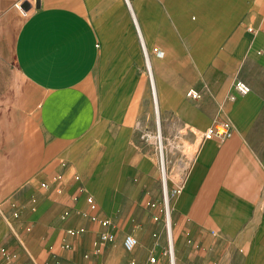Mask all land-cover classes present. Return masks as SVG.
<instances>
[{
    "label": "crops",
    "instance_id": "0c3cea01",
    "mask_svg": "<svg viewBox=\"0 0 264 264\" xmlns=\"http://www.w3.org/2000/svg\"><path fill=\"white\" fill-rule=\"evenodd\" d=\"M10 64L36 94L7 103L0 82V264H168L148 217L128 226L140 256H125L118 216L116 240L100 244L104 216L73 180L75 164L96 168L73 147L100 122L101 193L124 192V176L106 180L112 161L146 171L131 202L153 188L158 159L136 129L152 118L153 80L158 138L178 140L187 166L172 199L177 264H264V0H0V76ZM238 80L251 92L231 99ZM217 124L231 136L205 139ZM116 130L134 152L125 161Z\"/></svg>",
    "mask_w": 264,
    "mask_h": 264
},
{
    "label": "rangeland",
    "instance_id": "374dc122",
    "mask_svg": "<svg viewBox=\"0 0 264 264\" xmlns=\"http://www.w3.org/2000/svg\"><path fill=\"white\" fill-rule=\"evenodd\" d=\"M154 52L156 55L162 54L158 48H155ZM94 80H96V75H93V77L89 81L91 82ZM2 81L3 85L7 87L6 90L3 92L2 99L7 103L28 105L29 98L36 94V91L24 81V79L19 74L13 64H10L9 67L5 69L4 73L0 76V82ZM151 115L152 118L150 117V119H148V128H145V115L142 117L143 123L138 124L136 128L139 132V135L144 137V139H139V141L143 143L148 142L153 144L155 150L154 153L157 157L155 158L158 159L159 170L157 172V178L153 180V188L151 190H149L147 193H144L143 196L139 194L142 197H140L138 200L133 199V201L131 202L130 196L132 195L133 189L135 188L136 184L141 181L147 180V178L141 176V174L143 173L146 174V171L139 172L138 170L132 169L133 167L131 166L125 167L121 165H119L117 170L114 171V162L112 161L109 164L111 169L109 168V166L107 167V169L109 170L106 171V174L109 177H106V180L113 184V186L114 184H116L117 186L119 184L118 181L120 182V179L124 176L125 182L122 188L124 192L120 193V188H117L115 191H113L114 188L109 187L108 189L111 190L110 194L101 193V190L104 186V175L98 169V157L100 153L97 150V141L103 138L104 130L100 122H97L92 132L86 139L81 140L79 144H76V146L73 147L75 152L83 150V152L85 153L87 151H90V168H92L94 165V167L96 168L93 170H79L77 169L79 164H75L76 166H74L75 170L73 172V180L76 183L77 181L81 182L80 185H78V183L76 184L78 185L76 188L77 195L84 194V201L86 203L88 202V198L92 197L93 203L96 204L97 211L99 212V214L108 218L110 221L113 222L114 225L118 224V222L115 221L114 216L122 218L119 220V225H117L116 228L117 233L121 234L122 236H124L125 234H132V232L128 229V226H131L133 229L136 230L143 228V225L141 223L139 224V217L143 216L144 218L148 217L147 219H152V221L161 228L162 235L165 239V248L163 250V256L165 252L166 257L164 256V258H166L168 264H172L173 259L171 257V248L169 244L170 240L168 236L167 211L164 199L163 178L161 174V147H164V154L169 153V155H165V157H169V160L167 159L169 161V164H166L165 171L167 174L169 204L171 206V221L173 213V195L181 187L180 183L183 180L182 177L187 170V166L184 163H182L181 165L177 163V161L179 160L178 140H161L158 138L159 131L161 130V118L159 114L160 123L158 124L155 105L153 107V113ZM117 133L120 134H118L117 138L118 141H120L121 143L120 146L122 147L120 148L121 155H118L117 157L119 159L123 158V161H125L126 158L133 155L134 152L132 149L129 148L130 143L128 142L129 138H125L126 133L123 134L119 131ZM168 143H170V145ZM156 147L157 149H155ZM185 153H187V155L189 153V148L187 146L185 149ZM115 163L118 164L117 158L115 160ZM167 167H169V169ZM148 181H150V179ZM43 184L45 183L43 182ZM154 235H157V232H155ZM173 244L175 252V264H177L176 259L178 253L174 236ZM144 252L145 248L139 245L133 253L129 254L125 252V256L128 257L132 255L134 257H138ZM113 262H115V259L111 255V257L107 258L106 264H112Z\"/></svg>",
    "mask_w": 264,
    "mask_h": 264
},
{
    "label": "built area",
    "instance_id": "2783aa9c",
    "mask_svg": "<svg viewBox=\"0 0 264 264\" xmlns=\"http://www.w3.org/2000/svg\"><path fill=\"white\" fill-rule=\"evenodd\" d=\"M26 2L36 1V0H24ZM18 7H20V4H17ZM235 95L231 96V99H235L236 96H246L251 92L250 86L242 81L238 80L235 85ZM187 95L193 99H197L200 97V93L198 91H189ZM231 136V129L226 124H217L214 125L212 128H210L206 134L204 135L205 139H210L213 137L218 138L220 141H224L225 139L229 138ZM88 204L92 209L95 210L96 204L93 203V198H88ZM97 210V209H96ZM68 214V213H66ZM102 230L98 234V242L100 244H107V243H113L116 240L117 233L115 231V225L112 221H110L108 218L103 217L99 220ZM170 244V242H169ZM139 246L138 239L132 235V234H125L123 239V247L126 252L133 253L135 249ZM152 264L156 263L155 258L150 259ZM135 263V261H133Z\"/></svg>",
    "mask_w": 264,
    "mask_h": 264
},
{
    "label": "bare ground",
    "instance_id": "6f19581e",
    "mask_svg": "<svg viewBox=\"0 0 264 264\" xmlns=\"http://www.w3.org/2000/svg\"><path fill=\"white\" fill-rule=\"evenodd\" d=\"M148 67L151 70V66L150 63H148ZM152 73V71H151ZM153 75V74H152ZM153 94H154V103H155V109H156V115H157V120H158V124L159 122V108L157 105V98H156V91H155V85H154V80H153ZM163 179H164V199H165V204H166V211H167V223H168V236H169V240H170V246L172 247V229H171V218H170V210H171V206L169 204V194H168V187H167V174L166 171L164 169V173H163ZM171 257L173 259L172 264H174V255L172 254V249H171Z\"/></svg>",
    "mask_w": 264,
    "mask_h": 264
}]
</instances>
